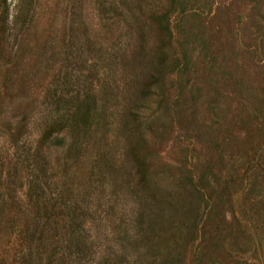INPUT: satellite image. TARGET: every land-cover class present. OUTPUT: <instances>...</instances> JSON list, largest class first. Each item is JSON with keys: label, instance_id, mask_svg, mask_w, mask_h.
<instances>
[{"label": "rangeland", "instance_id": "obj_1", "mask_svg": "<svg viewBox=\"0 0 264 264\" xmlns=\"http://www.w3.org/2000/svg\"><path fill=\"white\" fill-rule=\"evenodd\" d=\"M8 2L15 20L19 0ZM29 3L33 19H18L0 54V185L46 245L29 264H76L78 202L86 264H264V0ZM165 11L171 35L154 20ZM86 98L89 122L28 165L27 150ZM34 177L54 203L39 225L24 210ZM10 216L0 264H20Z\"/></svg>", "mask_w": 264, "mask_h": 264}, {"label": "trees", "instance_id": "obj_2", "mask_svg": "<svg viewBox=\"0 0 264 264\" xmlns=\"http://www.w3.org/2000/svg\"><path fill=\"white\" fill-rule=\"evenodd\" d=\"M25 0H19V3L17 4L16 8V14H14V19L11 20V5L8 2V0H0V54L5 52L6 50H12L13 43L11 42V37L13 36V30H15L18 19L20 17H23V22L21 24V27L25 25L24 18H28L30 16V21L33 19L32 17V11L33 7H28L32 3L27 4V9L24 6ZM180 0H171V3L177 4ZM102 4L104 1L101 2ZM17 20V21H16ZM154 20L158 25V29L162 31L164 35L166 34H173L171 30V11H165L162 14L155 15ZM16 21V22H15ZM29 21V20H28ZM14 23V24H13ZM91 34V27L88 26V35ZM17 35H15L16 38ZM92 115V105L89 104L88 98L79 101L76 107L70 111V108L67 109L66 113H63L61 117L63 119H66L67 125L63 127L61 130L56 131L55 128L49 129L48 131H45L43 133V136L38 143L36 147L33 148L32 153H30L29 150H27V155L24 157V160L27 161L28 165H40L39 156H40V148L42 147V143L54 144V145H61L63 146L65 143L66 138L68 137L66 134L79 132L81 130L80 124L84 126V124H87L89 122L90 116ZM60 117V118H61ZM83 123V124H82ZM62 130H66L68 133L61 134ZM77 143L74 144V146ZM39 146H41L39 148ZM68 147V146H67ZM73 146H70L68 149H72ZM13 164L12 166L6 171V176L12 178L14 181L18 179L17 169L19 171V167L17 166L20 157L17 154V151L13 152ZM37 178L34 177V179L26 182V203L24 204L25 208L27 209V215L29 218H32L36 224H40L44 218L46 220L50 219L52 214V208L54 207V203L52 205L51 202L47 201V199L42 197V190L40 193L37 191ZM77 187H69L67 191H74ZM37 191V192H36ZM51 199H55L57 203L58 193L52 192L51 195H49ZM50 200V199H49ZM73 201V200H72ZM44 202L47 204H44ZM75 202H78L77 200ZM79 203V202H78ZM73 203V214H71L73 221L75 225H72L71 230V241L68 240V243H73L75 246V249L72 251L73 259L76 261V264H86L88 259V234L86 232V226L85 222L86 219L82 218L81 215H78V211L83 209H88L87 206H83L80 204ZM9 208V214L10 220L12 221L13 230L11 231V234L13 235L12 239V245L13 247H18V249L14 253V260L16 263L20 264H29L31 262L32 257L38 258V260H41L45 253H43V248L46 245H40L36 246V240H40L36 235L40 233V230L34 229L30 223H28V220L25 221L19 220L17 221L15 217L12 215V212L17 213L16 209H12L11 206V198H10V190L6 187H3L0 185V216L3 213L4 210ZM53 217V216H52ZM17 221V222H16ZM36 227V226H35ZM25 235L27 237H25ZM22 239H26L27 241V249L24 254L22 246ZM18 254V255H17ZM14 262V263H15Z\"/></svg>", "mask_w": 264, "mask_h": 264}]
</instances>
